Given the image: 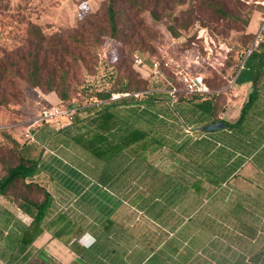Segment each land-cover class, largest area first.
I'll return each instance as SVG.
<instances>
[{"label":"trees","instance_id":"trees-1","mask_svg":"<svg viewBox=\"0 0 264 264\" xmlns=\"http://www.w3.org/2000/svg\"><path fill=\"white\" fill-rule=\"evenodd\" d=\"M186 1L108 0L104 14L87 11L79 18L74 34L65 38L62 35L48 38L33 26L28 52L18 55V59L0 58V92L13 88L6 85L8 68L19 66L33 86L45 93L55 92L61 101H67L77 90L71 81V67L91 61L92 49L85 48H95L110 38L119 53L117 61L109 63L103 75L109 77L110 87L92 89L95 102L101 103L88 107L84 117L77 113L71 124L58 131L92 162L85 173H92L98 179L91 184L93 192L87 195L117 197L114 212L127 196L158 227L154 230L143 227L145 230L139 231L136 221L131 224L109 216L103 225L105 229L135 230L130 240L144 246L140 258L146 259L147 264H205L199 262L198 251L214 257L216 264H264V240L260 246L255 244L261 242L260 236L252 241L255 228L264 227V40L248 55L247 48L244 49L233 72L235 85L250 87L233 122L221 117L227 101L222 92L182 93L174 107L169 105L166 93H153L145 101L109 100L113 92L149 86L147 80L131 69L135 50L143 48L151 35L143 14L148 12L154 21L168 19L170 34L178 38L190 26L176 13ZM226 1L202 0L220 16L240 19L226 7ZM155 59L159 58L153 56L150 62ZM15 94L12 96L16 97ZM2 100L3 104L9 102L5 96ZM179 117L202 136L185 134ZM215 122L224 126L212 131L205 129ZM4 132L0 127L4 142H0V151L7 142L10 148L6 151L9 156L6 153L0 156L3 171L0 196L22 211L32 212L33 220L41 224L52 195L43 183L34 179L39 159L24 154V147ZM162 149H167L175 160L164 171L149 158L154 151ZM98 162L104 165L99 167ZM248 168L254 169L253 176L247 175ZM105 184L114 195L104 188ZM252 187L258 190L251 191ZM204 199L208 205L203 204ZM212 203L223 204L224 211L218 212L220 216L206 211ZM245 203L253 207L250 208L255 225H250L249 231L253 232L241 235L237 228L226 223V216L233 215L244 226L240 210H245ZM239 239L245 242L241 241L242 248L234 249L233 244Z\"/></svg>","mask_w":264,"mask_h":264},{"label":"rangeland","instance_id":"rangeland-1","mask_svg":"<svg viewBox=\"0 0 264 264\" xmlns=\"http://www.w3.org/2000/svg\"><path fill=\"white\" fill-rule=\"evenodd\" d=\"M107 1L0 0V58L18 59V55L28 52L30 49L28 41L33 26L41 29L48 38L53 35H62L65 38L68 34H74L80 22L79 18L87 11L104 14ZM226 7L233 13L238 14L240 19H227L220 16L202 0H187L185 4L177 8L176 13L190 26L182 30V34L178 38L170 34L168 30L170 21L168 19L163 18L154 21L149 13L145 12L143 16L151 35L147 40V44L143 48L139 47L134 53L142 57L147 64L150 63L151 57L157 56L159 59H174V62L177 61L180 64V69L200 72L212 92H222L227 96L226 110L221 114L222 117L225 120H235L250 87L249 85H235L233 83V72L238 68L244 49L247 48L248 52V48L254 42L261 18L264 15V7L255 0H228L226 1ZM91 41H89V44H92ZM91 49V55L93 56L91 61L71 67V81L73 87H77V90L73 91V95L69 100L56 102H60L65 108H68L67 106L77 107L82 117L88 113V107L97 102L94 100L95 97L91 95L92 89L101 90L103 87H110L109 77L103 75L107 73L109 63H115L119 57L116 45L110 38H106L95 48H85V50ZM131 65L133 73H138L150 85L149 79L144 77L138 67L135 66V60L131 61ZM17 67L19 70L15 66L8 68L9 82L6 85L13 86V88L8 89L6 92H0V127L5 131L4 133L18 141L24 147L25 152V146L31 141L25 134L28 130L33 132L34 137L36 134L38 137L42 133V129L46 127H49V129L62 127L61 125L65 123V119L60 118L58 122H39L32 125L35 123L41 109L52 104L51 99L55 97V94L45 93L41 88L33 86L24 76V70L19 66ZM124 70L125 68L121 70V73H124ZM168 72L172 74L170 70ZM175 82L180 86L178 80H175ZM160 85L163 86L162 83ZM15 92L17 93L15 94L16 97H13L12 94ZM2 96L8 97L9 102L3 104ZM183 99L185 98L183 97ZM0 142L4 143L1 137ZM4 147V150L0 151V156L4 153L9 156L6 151L10 148V143L7 142ZM34 148L37 153H50L58 156L64 163H73L82 171H86V167L91 166L92 163L90 159L86 158V153L79 148H74L72 145L64 146L53 133L46 140H40ZM160 151H156L149 158L155 166L170 169V163H174L175 160L169 154L166 155ZM98 163L101 166L104 165L101 162ZM1 165L2 162L0 163V175L3 174ZM247 172V175L250 176L255 174L252 168H248ZM86 178L89 180L98 179L92 173H88ZM40 182L47 185L44 180ZM255 189L258 190L254 187L250 188L251 191L256 192ZM126 197L123 205L116 213L117 219L131 224L136 221V228L139 231L145 230V228L154 230L158 227L156 222L146 217L141 210L136 208L135 200H128ZM206 203L208 205V201L204 199L203 204ZM247 204L245 203L244 211L240 210L244 226L239 225L238 220L236 221L233 215H231V218L226 216V223L237 228L241 235L253 232L252 230L249 231L251 229L250 225L251 227L255 225L254 213L252 214L253 210H251L253 207ZM93 211L96 212L94 209ZM206 211H210L213 216L214 214L220 216L218 212H223L224 207L223 204L212 203L209 204ZM262 216L264 218V215ZM239 221L241 222V220ZM230 228L232 227L230 226ZM255 229H253L255 230V236L252 241L254 242L260 236L261 242L255 243L260 246L264 240V227L259 226ZM241 241L240 239L237 242L235 241L233 248L238 249L241 247ZM247 245H249L248 242ZM198 252L200 263H217L214 257L211 258L207 254Z\"/></svg>","mask_w":264,"mask_h":264},{"label":"crops","instance_id":"crops-1","mask_svg":"<svg viewBox=\"0 0 264 264\" xmlns=\"http://www.w3.org/2000/svg\"><path fill=\"white\" fill-rule=\"evenodd\" d=\"M50 94H55L52 103L61 101L55 92ZM62 127L42 129V133L38 137L36 134L35 139L25 146L24 154L39 159L35 180H44L52 195L43 222L37 224L32 212L19 211L18 206L0 196V264H147L146 259L140 258L144 246L130 240L135 230H107L103 226L109 216L117 219L119 208L115 212L113 209L119 199L106 198L97 193L87 195L93 189L91 184L94 180L87 179L85 171L73 163L62 162L56 155L34 151L35 144L46 140L51 133L58 137L61 144L70 146L58 131ZM194 135L202 136L196 131ZM160 152L170 155L167 149ZM95 184L101 187L100 183ZM109 187L108 184L104 186L114 195ZM119 236L123 238L119 239Z\"/></svg>","mask_w":264,"mask_h":264},{"label":"built area","instance_id":"built-area-1","mask_svg":"<svg viewBox=\"0 0 264 264\" xmlns=\"http://www.w3.org/2000/svg\"><path fill=\"white\" fill-rule=\"evenodd\" d=\"M255 1L264 6V0ZM262 40H264V15L261 18L259 29L256 32L252 46L248 49L247 55L254 48H257ZM134 60L135 66L138 67V70L144 77L149 79L150 85L145 89L113 92L109 100L117 101L124 98H133L138 101H145L148 100L153 93H166L168 95L169 105L174 107L176 103L179 102L180 93L207 94L212 92L204 76L200 72L186 71L183 68L180 69V64L177 61L174 62V59H155L147 64L142 57L136 54ZM242 66L243 65H241V67ZM168 70H170L172 74H169ZM175 80L179 81L180 86L176 84ZM161 83L163 86L160 85ZM100 103L101 101H97L95 104ZM77 113H79L77 107L65 108L60 102L52 103L41 109L35 123L32 125L39 122H58L60 118L66 119L65 123L61 126L69 125L73 122ZM180 120L184 133L195 137L193 126L186 124L182 118H180ZM25 134L28 139H35L32 131L28 130ZM17 209L21 211L19 207H17Z\"/></svg>","mask_w":264,"mask_h":264},{"label":"water","instance_id":"water-1","mask_svg":"<svg viewBox=\"0 0 264 264\" xmlns=\"http://www.w3.org/2000/svg\"><path fill=\"white\" fill-rule=\"evenodd\" d=\"M224 126V124L222 122H215V123H211L205 126V129L207 131H212V130H217L220 129Z\"/></svg>","mask_w":264,"mask_h":264}]
</instances>
